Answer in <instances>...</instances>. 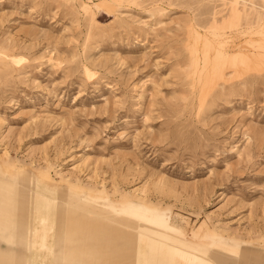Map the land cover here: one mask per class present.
Returning <instances> with one entry per match:
<instances>
[{"label": "rangeland", "instance_id": "obj_1", "mask_svg": "<svg viewBox=\"0 0 264 264\" xmlns=\"http://www.w3.org/2000/svg\"><path fill=\"white\" fill-rule=\"evenodd\" d=\"M0 196L264 264V0H0Z\"/></svg>", "mask_w": 264, "mask_h": 264}, {"label": "bare ground", "instance_id": "obj_2", "mask_svg": "<svg viewBox=\"0 0 264 264\" xmlns=\"http://www.w3.org/2000/svg\"><path fill=\"white\" fill-rule=\"evenodd\" d=\"M23 200L25 199L21 197L19 202L14 201L12 205L14 212L11 223L8 226L6 223L8 224L10 220L6 213L8 212L11 201L0 196V239L2 243L7 242V238L17 235L18 230H21L19 240H24L21 242L22 244L25 242L23 245L28 255L17 256V253H14L11 249H2L0 250V264H53V262L59 263V260L60 264H63L66 258L64 249L61 246L63 245V240H65L64 238H67L69 227L72 225L71 223L73 220L69 217H62L57 227L55 210L58 206L56 201L52 199L41 200L36 203V206L33 204L34 207L30 210V220H28L29 214L27 212H29V210L26 211V207L22 203ZM42 201H44L45 206L43 204L41 205ZM37 211L38 215L34 216L32 213H37ZM78 217L84 218L81 215ZM84 219L86 220V218ZM64 223H68V228L67 226L64 228ZM40 225L44 227V233H41ZM22 228L25 229L22 231ZM128 230L129 232L125 234V237H120L119 234H116L121 243L112 244L113 248H110L108 244H101L95 250H88V245H83L87 257L90 258L91 261L97 262V264H158L160 262H164V264H174V248L167 246L164 252L155 253L153 251V253H149L147 249L151 247V243L144 244L142 247H137L135 242H133L131 238H128V236L131 237L134 234L138 235L141 241H144L143 238H150L156 241L155 234L149 233L148 231H139L132 226L129 227ZM4 231H7L8 235H6ZM56 240H58V243H56ZM11 244L12 242L8 246L11 247ZM127 245H130L131 249H129ZM56 248H59L58 252L55 250ZM74 251L77 250L75 249ZM100 255H105L104 261L101 263L98 262ZM250 257L256 256L250 252L242 253L239 264H250V262H248ZM69 260L71 262L70 264H83L82 261L80 262V258L76 259L75 256H72ZM179 261L184 262L183 259Z\"/></svg>", "mask_w": 264, "mask_h": 264}, {"label": "crops", "instance_id": "obj_3", "mask_svg": "<svg viewBox=\"0 0 264 264\" xmlns=\"http://www.w3.org/2000/svg\"><path fill=\"white\" fill-rule=\"evenodd\" d=\"M29 215H28V220H30V215H31V212H30V209H29V212H27ZM33 215H35V213H32ZM72 227L70 226L69 227V231H68V235H71L73 236L74 234H81L82 236V239L86 240L87 243H85L84 245H88L89 249L88 250H95L99 247V245H103V244H108V243H102L103 242V239H100V240H95L93 238V233H94V230L96 229H93L92 227H90L89 224L85 223V222H81V223H78V222H72L71 223ZM81 225V226H80ZM25 228H22V231L24 230ZM99 230V229H97ZM20 231L21 230H18V234L17 235H13L11 236L12 239L13 237L16 238L17 240H19L20 238ZM6 235H8V232L7 231H4ZM67 235V236H68ZM9 237V239L11 238ZM157 242H163L164 244H166L167 246H170L172 248H174V264H201V260H198V259H192L189 255H185V254H179L177 251L178 248L184 250L185 249V246H179L177 245V243L175 241H167L163 238H157L156 240ZM16 243V241H12V244ZM25 243V242H24ZM23 243V244H24ZM11 244V245H12ZM21 243V247L19 248L18 251H20V255H28V252L27 250L24 248V245ZM110 245V248H113L112 244H108ZM62 248L64 247L63 245L61 246ZM5 249H11L10 246H7L5 247ZM64 249V248H63ZM0 250H2V240L0 239ZM75 249L74 248H71V251H74ZM216 250V249H211L209 252L207 251H204L202 256H204L205 258H209L210 256L213 257V251ZM239 248H236L234 250H225V253L226 254H230V256L233 258L234 261H237L240 259V256L242 254V252L239 254ZM13 251V250H11ZM66 249H64V253H65ZM14 253L17 251H13ZM211 252V253H210ZM18 254V253H17ZM198 255V254H197ZM201 256V255H199ZM215 257V256H214ZM183 259L184 262H180L179 260ZM236 259V260H235ZM177 262V263H176ZM213 264H225L223 262V259L221 258H218V259H214L213 261Z\"/></svg>", "mask_w": 264, "mask_h": 264}]
</instances>
